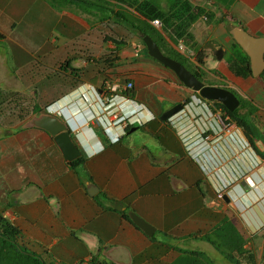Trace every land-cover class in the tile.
<instances>
[{"label": "crops", "instance_id": "0c3cea01", "mask_svg": "<svg viewBox=\"0 0 264 264\" xmlns=\"http://www.w3.org/2000/svg\"><path fill=\"white\" fill-rule=\"evenodd\" d=\"M135 1L152 5L167 18L155 36L163 54L181 56L177 41L184 39L196 62L181 58L189 70L210 82L205 85L228 89L242 101L264 107V0ZM76 4L79 7L56 8L48 0H0V50L9 48L16 68L9 70L7 54L0 52V217L20 231L18 244L44 264H195V257L203 255L211 264H219V258L224 260L220 264H244V258L245 263L259 264L251 249L252 237L246 234L256 230L253 223L249 225L251 218L264 226L263 193L257 194L256 184L250 188L241 181L237 187L250 197L245 209L227 207L231 203L226 197L219 211L211 212V203L209 210L205 208L199 179L207 175L209 191L214 193L216 179L213 171L205 172L208 156L199 158L200 149L183 144L172 123L160 119L187 100L173 122L187 114L200 124L199 134L211 131L207 145L213 132L212 140H223L220 145L231 143L227 134L222 137L218 128L212 131L204 123L213 102L200 98L145 56L131 25L116 15L119 3ZM127 5H122L126 15L145 21L136 11L138 5ZM40 13L53 15L58 22L53 39L47 36L35 53L31 38L38 32L34 25L40 23ZM25 33L28 36L21 38ZM136 45L142 48L137 57L132 50ZM49 71L65 81L50 96L45 85ZM128 83H133V90L126 91ZM109 103L124 116L139 112L143 125L125 128L111 125L109 117L99 119ZM262 107L257 116L264 128ZM212 111L215 117L221 113ZM48 112L71 120L69 132L81 151L76 165L70 166L46 130L47 119L55 115ZM103 127H109L111 140L118 142L109 141ZM132 128L142 137L134 138ZM213 154L211 150L209 155ZM142 164L150 177L141 176ZM187 164L199 165L201 177L192 176ZM175 198L180 202L166 208L155 203L169 204ZM131 212L153 226L155 234L172 233L175 242L163 243L155 234L147 237L124 217ZM228 226L239 229L238 236L233 234L237 240L219 233ZM188 239L197 242L196 251L182 249L179 243Z\"/></svg>", "mask_w": 264, "mask_h": 264}, {"label": "rangeland", "instance_id": "374dc122", "mask_svg": "<svg viewBox=\"0 0 264 264\" xmlns=\"http://www.w3.org/2000/svg\"><path fill=\"white\" fill-rule=\"evenodd\" d=\"M58 4L56 5V8L61 7ZM39 19H40V23L36 22L34 25L35 31H38V32H36L34 36H32L33 38H31V40L34 41V45H35L32 47L34 48L32 52H35V53H38L39 51L36 48L38 46L40 47L42 46V45H39V43H46L47 36H48V40L53 39V36H54L53 32L56 31L55 27L58 22V20L54 19L53 15L46 14V16H44L42 13H40ZM24 36L27 37L28 35L26 33L25 35L21 34V38H23ZM16 39L19 40L20 36L19 37L16 36ZM132 50L134 51V48H132ZM0 52L2 53V55L4 54V56H6L7 54V59L5 61L9 65V70L10 68H12V70L16 71V68L14 64L11 62L12 60L9 56V48L2 46V49L0 50ZM165 55L172 56L166 53ZM154 65H157L156 62L154 63ZM185 65L188 69H190L187 64ZM4 67L5 69L7 68V66H4ZM46 69H48V65L46 66ZM64 69H66V67L62 69L63 72H65ZM162 70L165 73L169 74L171 77H176L174 76L173 72H171L170 70L165 69V68H162ZM63 80L64 79H59V76L52 73V71L51 72L49 71V73L46 74L45 85H46V91L48 92V96H50L52 93H55L57 91L56 87H58L60 84L65 83V81ZM201 82L204 84L206 83L210 84V82H206L204 78L202 79ZM34 85H35L34 89L36 92L39 89V85L37 83H35ZM247 95L251 99L254 98L252 92L247 93ZM52 96H55V95H52ZM245 101L247 102L248 100L243 99V103ZM256 102H259V101L256 99ZM258 106L254 105L252 102L251 103L248 102L247 109H249L254 119H252V117L250 118L246 116L245 120L248 126L253 127L255 135L258 137V141H260V142H256L257 146L261 150H264V146H263L264 145V136H263L264 128L259 122L260 117L257 116V113L261 112L262 105L261 106L258 105ZM246 110H240V115H243V113H245ZM205 113H206L205 114L206 119L204 120H207V121H205L204 123L206 124V126L209 128L211 127L212 131H215V129L218 128V132L221 134L222 137L227 134V138H231L232 140L231 143L228 142L226 144L220 145L219 143H222L223 140L221 139V137H216L212 140V137H214V132H213V133H210L211 141H209L210 142L209 145H205L204 143L203 144L201 143L199 146H197V144L199 142H202V140H198L196 143H194V141H196V139H198L201 136V134L199 133L201 132L202 129L199 128L200 124L198 123L199 125H197V123L194 122V120H192V118H190L189 116L179 118L178 120H176V122L173 125L175 129L181 134L183 144H186V146L190 144L191 146L189 147H192L195 150L200 149L199 152H197V154H199L200 156L199 158H202V157L206 158L207 156L209 158L206 163L208 165H207L205 172L207 171L208 173H210L211 171H213L211 173L216 179H214L215 184H214V187L212 186V188H215L214 189L215 193L212 190L209 191L211 186H209V184L207 183V180H208L207 175L206 176L202 175L201 171L199 170L200 169L199 165L194 164L192 166V165L187 164L189 173L192 176H197L199 173L202 175L201 177V175L199 174L201 177L199 179V182H200L199 187L205 194V200H204V203L201 200L202 202L201 205L205 204L206 206L204 207L208 209L207 205H210L211 203L213 204L215 208L212 207L211 208L212 210L210 211L211 212L219 211L220 209L217 207L225 204L224 201L226 197L229 199V203H231L227 205V207H237V208L245 209L248 206L247 204L248 203L250 204V201H249L250 197H249V194L245 195L244 192H242L240 188L237 187V185L241 181L243 182V184L245 183V185H247L245 180H247V178H251L254 180L256 186L258 187L257 194L263 193L260 195V197H264V160L261 158L260 155H258L256 150L253 151L251 149L252 145H250L245 132L239 127H237L236 124L231 122L232 125L227 126L226 127L227 129L225 130V127L223 125H228V124L226 122V116L224 115L223 112L221 113L219 112V118H216L215 117L216 112L210 109H208V111ZM207 114L209 115L207 116ZM228 128H230V130ZM132 136L138 139L139 136L142 137V134L140 131L139 132L135 131L132 133ZM253 149L255 148L253 147ZM211 150H213L214 152L213 155H209ZM253 153L257 155V158H258L257 162H256V157L253 155ZM197 154H194V156L198 157ZM253 168H254V173L252 174L250 170H252ZM138 169L142 177L144 178L150 177L151 175L150 172L147 169H146L147 171L144 170L145 166L143 164L140 165ZM253 187H255V185L252 186V188ZM256 191L257 189L254 192ZM178 200L179 199L177 198L172 199L170 200L171 203L169 202V204L168 203L165 204V202H162V201H159L158 203V200H155L156 201L155 203L158 206H162L163 208H166L168 206L174 205L176 202H180ZM261 200H262L261 204H263L264 198H262ZM197 203L198 202H196L195 204ZM198 206H199V203H198ZM250 220L252 222L249 223V225L253 223L252 227H255L256 230L253 231V233L251 234L249 232V234H246V236L251 235L252 237L251 242H253L254 244L251 246V249L254 255L256 256V257L253 256L255 257V261H258L259 264H264V258H263V255H264V226L262 224H257L254 219L252 220V218ZM154 222L156 224L161 223V225H163V222L159 221L158 219H156ZM238 230L239 229L235 226V227H229V229L223 228L221 232L219 231V233L228 234L236 238L237 240L236 236H238ZM233 234H235L236 236H234ZM155 238L158 240H161L163 243H166V242L174 243L175 242V239L173 238L172 233L170 234V233H167L166 231H161V232L156 233ZM179 244L182 247V249H188V250H193V251L195 250L197 246V242H191L189 239ZM199 245L201 244L199 243ZM206 255L209 256L208 253H206ZM194 260L198 262L199 261L202 262L199 264H211L210 263L211 260L209 258H205L204 255L203 257L202 256L195 257ZM222 261L224 262L223 258H219L218 263L220 264ZM243 262L244 264H249L250 261H248V263H245L246 260L244 258Z\"/></svg>", "mask_w": 264, "mask_h": 264}, {"label": "trees", "instance_id": "16d2710c", "mask_svg": "<svg viewBox=\"0 0 264 264\" xmlns=\"http://www.w3.org/2000/svg\"><path fill=\"white\" fill-rule=\"evenodd\" d=\"M48 1L52 5H54L55 7L58 3H59L58 4L59 6L72 4V5H76L79 7V5L76 4V2L79 0H48ZM114 1L119 3V5H117V6H118V9L121 10L120 12H118L116 14L118 19L125 21L126 25L128 24V26L131 25L130 32L136 38H138L140 40L142 46L144 47L143 51L145 53V56L148 59H151L148 56L147 50L145 48V45H144L142 39L145 36H150L154 40V42L157 44V42L155 40V36H157L158 34L156 32V29H154L150 25V22L153 20L159 19L163 23V21L166 22L167 18L164 15H161V12L158 11L155 7H153L152 5H149L147 3H138V1L134 2V0L133 1L132 0H114ZM122 5H127L128 8H131L134 5H138L136 11L145 18V21H137V19H135L129 15H126L125 11H123V10H126V11H128V10L126 8H124V6H122ZM164 25L165 24L163 23V26ZM1 38H2V35L0 34V39ZM167 57L180 62L182 65H184L186 67V65L184 64L185 62L183 61L181 56H179L178 54L174 53V54H172V56H167ZM151 60H153V59H151ZM189 71L191 73H193L198 79L201 78L200 75L196 71H192V70H189ZM243 76L245 77L246 73ZM238 99L240 100L241 104H240L239 108L232 113L227 111V109L221 103L213 102L212 105L214 106L215 110H220L221 112H223L224 115L227 118H229V120L231 122L235 123L237 127L243 129V131L245 132V134H246L248 140L250 141L251 145L253 147H255L256 152L264 159V154L261 153L255 145V142L258 141V137L255 135L253 127L248 126L247 122L245 120L246 116L250 117V118L253 117L251 115V112L249 111V109H247L248 102L245 101L243 103V101L240 97H238ZM240 110H246V111H245V113H243V115H240ZM80 160L81 159L79 158L76 161L70 163V166L76 165ZM124 217L131 222L128 214L124 213ZM19 237H20V231L18 229H16L15 227H13L5 219L0 217V264H44L40 258H38L37 256H35L32 253L27 252L25 249H23L18 244L17 240L19 239ZM153 238H154V236H153ZM212 244H213V242H212ZM238 253L242 254L243 253L242 249H239ZM263 258H264V255H263ZM199 263H202V262L199 261L198 264ZM234 263L240 264L239 261H235Z\"/></svg>", "mask_w": 264, "mask_h": 264}, {"label": "water", "instance_id": "95a60500", "mask_svg": "<svg viewBox=\"0 0 264 264\" xmlns=\"http://www.w3.org/2000/svg\"><path fill=\"white\" fill-rule=\"evenodd\" d=\"M142 40L147 50L148 56L161 66L173 72L178 80L186 88L199 94L202 99L210 102L221 103L227 109V111L231 113L239 108L240 100L233 92L221 87L206 86L180 62L165 56L159 46L150 36H145ZM183 111V104H178L169 111L163 113L160 119L162 122H169ZM47 122L49 127L46 126V130L54 138V141L62 152L65 160L71 163L79 159L81 157V151L76 146L73 138L71 137L68 125L65 120H62L61 122L59 118L51 116L47 119ZM136 130L137 128H132L129 133H133ZM128 216L131 222L147 237L151 238L154 236L156 229L148 224L144 219L134 212L129 213Z\"/></svg>", "mask_w": 264, "mask_h": 264}, {"label": "built area", "instance_id": "2783aa9c", "mask_svg": "<svg viewBox=\"0 0 264 264\" xmlns=\"http://www.w3.org/2000/svg\"><path fill=\"white\" fill-rule=\"evenodd\" d=\"M151 25L154 29L156 30H162L163 29V23L159 20H153L151 21ZM164 31V30H163ZM170 31V30H168ZM142 48L139 45H136L134 47V53L135 56H139V54L141 53ZM176 51L183 57L187 58L188 60H190L191 62L195 63L196 62V58L195 55L190 51V49L188 48V46L186 45L184 39H178L177 41V47H176ZM133 90V84L132 83H128L126 85V91H131ZM103 115L106 117H109L110 122L112 123V125H116V124H121L124 125L125 128H128L130 126H133L135 123H138L139 125H142V122L139 119H133V117H127L121 114V112H117L115 110V108L112 107V104L109 103L103 111ZM219 118V114L218 117ZM226 122L228 125H223L225 127V130L227 129V126H231L232 123L229 120V118L226 117ZM230 130V128H228ZM229 132V131H228ZM209 138L207 137V140Z\"/></svg>", "mask_w": 264, "mask_h": 264}, {"label": "clouds", "instance_id": "9594fccd", "mask_svg": "<svg viewBox=\"0 0 264 264\" xmlns=\"http://www.w3.org/2000/svg\"><path fill=\"white\" fill-rule=\"evenodd\" d=\"M167 69V68H166ZM174 74V73H173ZM201 98V97H200ZM207 101V100H206ZM208 102H210V101H208ZM189 104V103H188ZM187 104V105H188ZM186 105V106H187ZM186 106H184V107H186ZM114 108H116V107H114ZM209 109V108H208ZM185 110V109H184ZM48 114L49 115H52V114H55L54 115V117H57V118H60V119H62V120H65V122L67 123V125H68V129H69V131L71 132V130H70V127H69V122L71 121V120H68L67 118H66V116L65 115H62V114H60V113H58V112H55V113H53V112H51V113H49L48 112ZM123 115V114H122ZM138 115H139V112H137L136 114H131V115H129V116H127V117H133V119L135 118V119H139L140 121H141V119L140 118H138ZM53 116V115H52ZM102 116H104L103 114L101 115V116H99V119H101L102 118ZM178 116V115H177ZM185 116H188L187 114H182L179 118H181V117H185ZM176 117V116H175ZM175 117L173 118V119H175ZM179 118H177L176 120H178ZM173 119L172 120H170L168 123H172V126L174 125L173 123H175L176 122V120H174V122H173ZM142 122V121H141ZM110 124L112 125V123L110 122ZM136 125H138V126H142L143 125V122H142V125H139L138 123H135ZM117 125V124H116ZM131 127H133V126H130L129 128H131ZM103 129H104V133H105V136L107 137V139L110 141L111 140V136L108 134V129H109V127H103ZM209 132H211L210 130H207V131H205V132H203L202 134H201V136L198 138L199 140H202V144L204 143L205 145H207L206 143H207V133H209ZM112 141V143H116V142H118V139L117 140H111ZM99 143V142H98ZM100 145H101V143H99ZM100 147H102V145L100 146ZM246 181V183H247V185L250 187V188H252V186H250L249 185V183L247 182V180H245Z\"/></svg>", "mask_w": 264, "mask_h": 264}, {"label": "flooded vegetation", "instance_id": "af4514ba", "mask_svg": "<svg viewBox=\"0 0 264 264\" xmlns=\"http://www.w3.org/2000/svg\"><path fill=\"white\" fill-rule=\"evenodd\" d=\"M199 80L200 81H202V79L201 78H199ZM207 86V85H206ZM199 95V94H198ZM187 100H186V102H183L182 104H183V106H186L187 105ZM241 104V103H240ZM208 108L210 109V110H212L213 108H214V106L213 105H210V106H208ZM249 143H250V141H249ZM250 145H251V143H250ZM255 148V147H254ZM251 149L254 151L255 149H253V146H251Z\"/></svg>", "mask_w": 264, "mask_h": 264}, {"label": "bare ground", "instance_id": "6f19581e", "mask_svg": "<svg viewBox=\"0 0 264 264\" xmlns=\"http://www.w3.org/2000/svg\"><path fill=\"white\" fill-rule=\"evenodd\" d=\"M247 182L249 183L250 186H254L255 183L251 178H247Z\"/></svg>", "mask_w": 264, "mask_h": 264}]
</instances>
